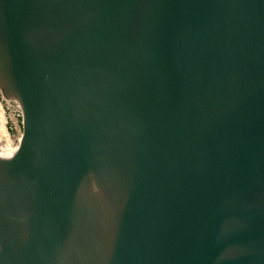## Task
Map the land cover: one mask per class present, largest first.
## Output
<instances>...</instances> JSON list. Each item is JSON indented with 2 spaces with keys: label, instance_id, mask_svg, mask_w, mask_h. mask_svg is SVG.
Masks as SVG:
<instances>
[{
  "label": "water",
  "instance_id": "water-1",
  "mask_svg": "<svg viewBox=\"0 0 264 264\" xmlns=\"http://www.w3.org/2000/svg\"><path fill=\"white\" fill-rule=\"evenodd\" d=\"M0 264H264V0H0Z\"/></svg>",
  "mask_w": 264,
  "mask_h": 264
},
{
  "label": "rangeland",
  "instance_id": "rangeland-1",
  "mask_svg": "<svg viewBox=\"0 0 264 264\" xmlns=\"http://www.w3.org/2000/svg\"><path fill=\"white\" fill-rule=\"evenodd\" d=\"M0 104L2 106L3 115L6 121L5 129L10 139L12 148L19 147L20 139L23 136V116L20 113V105L11 100L8 101L4 97L3 91L0 88ZM22 112V109H21Z\"/></svg>",
  "mask_w": 264,
  "mask_h": 264
},
{
  "label": "bare ground",
  "instance_id": "bare-ground-1",
  "mask_svg": "<svg viewBox=\"0 0 264 264\" xmlns=\"http://www.w3.org/2000/svg\"><path fill=\"white\" fill-rule=\"evenodd\" d=\"M5 124L6 121L3 115L2 106L0 104V156L11 158L17 153L19 147L18 146H16L15 148L11 147L10 139L5 129ZM21 140L22 138L20 139V142Z\"/></svg>",
  "mask_w": 264,
  "mask_h": 264
},
{
  "label": "built area",
  "instance_id": "built-area-1",
  "mask_svg": "<svg viewBox=\"0 0 264 264\" xmlns=\"http://www.w3.org/2000/svg\"><path fill=\"white\" fill-rule=\"evenodd\" d=\"M20 113H21V115L23 116V113L21 112V108H20ZM23 118V117H22Z\"/></svg>",
  "mask_w": 264,
  "mask_h": 264
}]
</instances>
